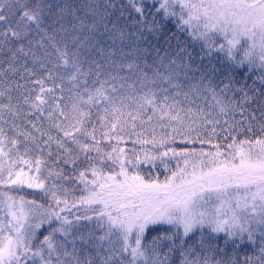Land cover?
Returning a JSON list of instances; mask_svg holds the SVG:
<instances>
[{"label": "snow or ice", "instance_id": "snow-or-ice-1", "mask_svg": "<svg viewBox=\"0 0 264 264\" xmlns=\"http://www.w3.org/2000/svg\"><path fill=\"white\" fill-rule=\"evenodd\" d=\"M53 7V4L46 0H23L22 3L17 0V3L8 6L0 2V22L4 24L0 37L8 42L23 41L33 31L42 33L37 44L44 47L45 39L52 42L56 67L65 66L72 69L68 80L74 82L81 75H89L82 70L79 63V48L84 46V41L74 37L75 50H70L67 44L59 47L55 37L57 32L65 31L61 23L63 13L75 16L77 9L70 5H60L56 6L58 11H54ZM83 7L87 8L91 16L86 14L85 19L76 16L81 28H87L89 33H98L102 38L106 35L112 44L117 40L121 44L130 40L135 45L134 50L144 54L142 60L137 57L126 64L117 65L110 61L117 69H129L135 80L126 88L123 83L128 79L126 76L111 75L101 81L97 75L94 83H98V87H85L82 93L70 95L73 113L70 117L57 102L55 89L58 86L49 72L47 77L36 81L38 91L34 96L26 95L24 103L30 104V107L39 113H44L47 108L48 119L52 122L51 128L57 130V135H51L34 123L32 127L38 136L30 132L21 134L31 140L41 152L50 142H55L57 148L63 150L57 152L56 160L65 156V163L75 164L79 159V154L73 155V148L66 147V142H70L80 153L85 154V159L97 160L101 164L105 159L112 160L113 163L119 164L120 171L116 175H103L97 168H91V181L85 179L84 172L79 173L80 179L85 180L88 194L72 203V208H76L78 204L83 206V213L73 214V219L62 215L71 212L67 189L56 183L44 189L42 181L30 184V187L44 189L45 194L51 196L53 203L46 208L44 205H34L32 210L25 213L21 198L19 214L17 211H10V219L0 220V264H227L223 259L216 258L218 251L222 250L218 245L206 242L203 233L195 243H188L186 240L189 233L202 227L206 219L212 232L226 233L225 245L231 241L235 249L244 244H257L260 255L255 257V264H264V138L241 140L238 145L233 140L228 148L234 151L218 163L216 161L221 155L220 152L200 153L201 156L212 157L206 171L200 166L204 164L203 160L200 165H192L190 172L187 171L189 161L185 160V167L178 166L164 183L154 180L146 182L139 175L128 174L122 160L123 149L118 151L113 147L112 152L100 156L101 149L95 136L96 128L90 124L93 106L97 108L98 113L101 110L103 112V115L99 116L101 127L108 129V132H101L104 138H110L109 133L115 132L118 126L120 131H123L124 126L130 123L134 129L135 121L140 119L142 113L148 111L151 112V115L147 116L148 121L154 117L157 120L167 117L169 121L183 123L181 112L187 114L197 110L182 107L179 97L188 101L190 97H199L204 92L212 95L220 114L227 115L239 110L242 119L246 120L247 117L243 116L245 105L258 99L264 100V0H199V3L192 0H128L127 4L109 0L102 9L99 5ZM157 17H160L159 21ZM171 17L178 18L177 27L190 26L195 29L193 35L203 42H208L212 36L218 40L222 39V44H210L209 51L215 49L223 52L228 61L227 67L207 71L199 67L194 69L193 53L179 47L175 33L164 37L168 48L163 49L164 55L161 56V49L151 44L148 35L158 37L162 33L163 23ZM86 20L90 22L86 23ZM55 24H60V27L55 28ZM75 27L76 25H73V28ZM101 28L103 32L100 31ZM49 30L52 35L48 34ZM173 39H177L176 48L171 44ZM141 42L148 46L140 49L138 45ZM28 43L31 45L32 41L29 40ZM150 49L156 53L152 63H148L147 54ZM18 53L31 55L34 60L41 62V67L45 66L43 58L32 52L31 48L25 52L23 43L13 52V58ZM111 54H115V49L111 50ZM200 58L202 60L203 56ZM27 71L31 75L36 74L31 69ZM195 72H200V75L195 76ZM189 73L193 75L189 76ZM217 73L222 77L219 80ZM181 76L184 77L183 81ZM45 79L52 81V87H45ZM60 79L63 80V77ZM250 79L252 83L248 84ZM116 81H121L119 86ZM84 82L87 84L86 79ZM73 86L78 87L75 84ZM59 87L62 90V85ZM69 92L72 93V89H69ZM229 92L232 98L223 99ZM0 95L4 93L0 92ZM204 98L207 99L206 96ZM11 100L12 97L9 96V103L0 104V109L13 112ZM190 102L195 103V100ZM16 108L18 110L19 105ZM129 108L133 110L126 111ZM259 108L261 121H264V103L260 104ZM199 111L203 112L202 109ZM248 111L255 120V113L250 109ZM55 113H59V117H55ZM13 114H18V111ZM61 117L63 119L57 122ZM204 119L208 124L219 123L208 120L207 116ZM189 127L191 128V125ZM253 127L254 125L248 124L247 132H252ZM12 128L15 129L16 125H12ZM258 129L260 137H264V122L258 124ZM172 130L177 131L176 128ZM5 136L3 128H0V137ZM116 139L122 140L123 137L117 135ZM10 142L16 143L15 140ZM200 142L205 143L203 140ZM151 143L163 144L165 141L153 139ZM244 145L248 146L247 150ZM91 151H95L97 157L87 156ZM113 153L116 155L113 156ZM172 154L188 155L186 152L174 151ZM48 155H52L51 151ZM162 155L167 156L168 153ZM237 156L238 163L235 162ZM145 158L153 159L147 156ZM41 163L39 159L35 161L37 172ZM12 175L10 171L8 179H5L0 173V183H23L20 180L21 173L15 174V180ZM49 175L67 179L61 172L49 171ZM117 176L122 179L117 180ZM213 195L220 202V208L207 215L199 211V207L208 203ZM15 204L13 200L7 207L12 209ZM225 205L231 211L230 216L220 211ZM89 212L92 215H89ZM222 215L225 218H221ZM29 217L32 218L31 221ZM93 220L96 228L103 229V235L96 236L93 228L82 223ZM159 221L174 224L175 232L164 237L155 236L151 242L142 244L148 226ZM46 222L50 226L49 231L42 240H37L36 230ZM85 228L87 231H84ZM254 233H258V241L254 240ZM113 236L120 241L119 248L115 247ZM130 239L132 243H129ZM34 240H37V243L33 244ZM162 240L169 243L162 244ZM105 241L108 242V247H105ZM163 248L167 251L159 250ZM231 264H239V261L233 258ZM243 264H253V257L245 256Z\"/></svg>", "mask_w": 264, "mask_h": 264}, {"label": "trees", "instance_id": "trees-1", "mask_svg": "<svg viewBox=\"0 0 264 264\" xmlns=\"http://www.w3.org/2000/svg\"><path fill=\"white\" fill-rule=\"evenodd\" d=\"M0 2H2L4 6H8L17 3V0H0ZM19 2L22 3L23 0H19ZM46 2L53 4L54 11H58L56 6L60 5H70L72 8L77 9L75 16L69 15L67 12L63 13V20L61 23L63 24L65 31L56 33L55 42L61 48L64 46V44H67L70 50H75L73 38H80V36L83 35L87 37L88 47H82L79 50V63L82 66V70L88 72L89 75L87 77L81 75L77 81L70 82L68 80V76L71 74L72 69L65 66L60 67V69L63 71L62 75H57L54 68V60H56V57L53 54L55 50L52 47V42L45 39L43 41L44 47H41L37 44V41H39L41 35H43L42 33L38 34L37 32L33 31L23 41L8 42L5 41L3 37H0V92L4 93V95H0V104L9 103L8 97L11 96L13 112L18 111V114L14 115L13 112H9L7 109H0V128H3L6 134V136L3 138L12 152L19 153L22 156L27 154V157H34L35 160L39 159L43 163L47 164L53 173L61 172L64 177H67V179L59 178L61 180L59 185H62L64 189L68 190L67 199L69 200V208H71V212L62 213V215H68L69 219H73V214L81 215L83 213L82 205L78 204L76 208L71 207L72 203L77 201L73 199L74 195H71V193L76 192L77 187L82 186L81 182H85V180L80 179L79 173L84 172L85 179L89 181L91 176V168L99 169L103 166L104 175V170L108 171V167L106 166L107 164H114L116 166L119 164L113 163V161L109 159H105L103 164L99 163L97 160H87L85 159V154L80 153L79 149H77L76 146L72 145L70 142H66V147L74 149V156L79 154V159L76 160L75 164L65 163L64 160L67 158L65 156H61L59 160H56L55 157L57 152H62L63 150L58 149L55 142H50V145L47 147L42 145V147H44V151H38L35 147V144L31 140H28L21 133L30 132L34 136H38V133H36L35 129L32 127L33 123L38 128L42 127L43 130L48 131L53 136L57 135V130L51 128L52 122L48 119L47 115H40L30 107V104H25L24 97L29 94L34 96V91L38 90L39 88V86L36 84V81L38 79L47 77L49 72L52 73L54 82L57 80L56 82L59 81V85H62L61 98L63 99L60 102V106L63 109L66 108L65 106L67 104V97L65 95L69 89H72L70 87L71 83L78 85L83 84L85 85L84 88H92L99 86L98 83H94V81L97 79V75L101 81L108 79L111 75H119L128 77L126 81H123V83H125V87L127 88L128 84L134 82L135 76L131 74L127 68L117 69L112 63H110V61H114L117 65L120 63L126 64L132 60H136L137 57H140L142 60L144 54L142 52L135 51V45L130 40H125L123 44L117 40L115 44H112V42L107 39L106 35L102 38L98 33H94L95 36H93L92 33H89L87 28L80 27L79 20L76 19V16H79L81 19H85L86 14L91 16V13L88 12L87 8L83 6L92 5L95 7L99 5L102 9L103 6L109 2V0H46ZM115 2L118 4H127L128 0H115ZM14 10L15 9L13 8V11ZM116 14L118 15V13ZM133 15H135V13H133ZM113 19H115V15L113 16ZM159 19L160 17H157L158 21ZM88 22L90 21L86 20V23ZM73 25H76V27L73 28ZM177 25L178 18L171 17L169 20L163 23L162 33L158 37L148 35V40L151 41V44L156 48L161 49V56L164 55L163 49L168 48V44L165 43L164 37L175 33L179 41V47L186 48L188 51L193 53L195 57L193 64L194 69L199 67L202 70L207 71L212 68L223 69L227 67L228 61L226 60L223 52H218L215 49L209 51V46L211 44L210 42L207 45L201 40L196 41L195 39L197 37L193 35L195 32L193 29H191L189 26L181 28L177 27ZM54 27L59 28L60 24H55ZM110 27L111 25L109 24V28ZM3 29L4 24L3 22H0V30ZM100 31L103 32V28H101ZM128 31H134V29H128ZM48 34L52 35V31L49 30ZM145 35H147V33ZM29 40L32 41L31 45L28 43ZM98 41L99 43H97ZM20 43H23L25 52L31 48L32 52H34L37 56L42 57L45 66L41 67L40 61L34 60L31 55L26 56L25 53H18L16 57L13 58V52H15L16 48L19 47ZM171 44L173 48H176L177 39H173ZM147 46L148 45L143 42L139 43L138 45L140 49H143ZM101 48H103V51H101ZM112 49H115L114 55L111 54ZM147 55L148 63H152V59L156 53L150 49ZM201 56H203L202 60L200 58ZM27 69H31L36 74L31 75ZM149 75H151V72H149ZM192 75L193 73H189V76ZM199 75L200 72H195V76L198 77ZM61 77H63V80L60 79ZM221 78L222 77H220L219 73H217V80ZM85 79L87 80V84L84 82ZM183 79L184 77L181 76V81H183ZM237 79H239L238 75ZM253 79H255V77H253ZM56 82L55 84L59 86ZM120 82L121 81H116L117 86H119ZM247 83L251 84L252 80H248ZM67 85L69 87H67ZM47 86L52 87V81L45 79V87ZM163 86L168 87V85ZM220 86L222 87V85ZM257 86L259 85L257 84ZM59 88L60 87H57L56 89ZM84 88L72 89V91L82 92L84 91ZM205 96L207 99L204 98ZM59 97V94H57V98ZM230 98H232L231 92L228 93L227 97H223V99ZM236 98L239 99V96ZM179 99L182 101V107L185 109L193 108L197 110L194 113L187 114L181 112L180 115L183 119V123L169 121L167 117L162 120H157L154 117L151 121H148L147 116L151 115V112L148 111L142 113L140 119L136 120L138 123L134 129L129 123L124 126L123 131H120L119 129L115 132L109 133L110 138H104L101 136L102 131L108 132L107 127H101L102 121L99 119V116L103 115L102 110L99 113L97 109L91 111L92 115L90 118V124L95 126L96 140L99 141L98 146L101 151H104L100 153V156H103L105 153L112 152L113 147H115L117 150L118 148H124V154H129L133 148L138 151L154 149L158 154L165 152L170 153L171 151L176 153L186 152L191 154L204 151L207 153H215L219 151L230 150L228 145L232 144L233 140H235L236 144L238 145L241 140L264 138L260 137L258 129V124L264 122L261 121L259 108V105L264 103V100L258 99L245 105L246 110L243 113V116L247 117L245 120L242 119L239 110L227 115L220 114L218 106L212 99V95L207 92L202 93L199 97H190L188 101H185L183 97H179ZM193 99L195 100V103L190 102ZM17 105H19L18 110L16 108ZM200 109H202L203 112H200ZM248 109L255 113V120H253L251 115H249ZM132 110V108L126 109V111ZM66 112L68 113V111ZM54 115L55 117H59V113H55ZM205 116H207L208 120L219 121V123L208 124L204 119ZM61 119L63 118L61 117L57 119V122H59ZM248 124L254 125L252 132H247ZM12 125H16V128L13 129ZM189 125H191V128ZM230 125L232 127H229ZM173 128H176L177 131L173 132ZM89 130H91V128H89ZM120 134H122L123 139L120 140V142H115L114 137ZM153 139L156 141L163 139L165 143L153 144L151 143ZM11 140H15L16 143H11ZM201 140L205 141V143H201ZM139 141H147V143H140ZM49 151L52 153L51 156L48 155ZM87 156L97 157V153L95 151H91L87 153ZM165 157L171 158L172 156L167 155L164 156V158ZM146 174L149 175L150 173L146 172ZM17 195L23 196L25 200L34 202V204L44 205L45 208L49 204L53 203L50 195L38 193H18ZM53 207H55L54 204ZM61 207H63V205H61ZM88 214L92 215L91 212ZM82 223H86L88 227L93 228L96 236L103 235V229H95V220ZM49 228L50 226L47 225L39 234L37 240H42L43 236L48 233ZM175 230L176 227L174 228L164 225L154 227L148 226L145 231L142 244L151 242L152 238L155 236L164 237L165 235H172ZM200 236L201 234L196 233L194 235H189V238H186V240L188 243H195L200 238ZM225 236L226 235L222 234L217 237H204L206 242H212L218 245V248L222 250L218 251L216 256L217 259H223L227 262V264H231V261L234 258L235 260L239 261V264H243L244 257L249 256L253 257V264H255V257L260 255V252H258L257 249L248 245H242L241 247L234 249L231 241L225 245ZM129 243H132L131 239L129 240ZM161 243L168 244L169 242L167 240H162ZM159 250L167 251L166 248Z\"/></svg>", "mask_w": 264, "mask_h": 264}, {"label": "rangeland", "instance_id": "rangeland-1", "mask_svg": "<svg viewBox=\"0 0 264 264\" xmlns=\"http://www.w3.org/2000/svg\"><path fill=\"white\" fill-rule=\"evenodd\" d=\"M192 2L194 3H199V0H192ZM205 2H207V0H205ZM177 11H179V9H177ZM190 27V26H189ZM191 29H193L192 27H190ZM195 31V29H193ZM201 31H203V29H201ZM93 36H95L94 33H92ZM210 36H212V34H209ZM86 37L80 36V40L84 41V46L88 47V38L85 39ZM196 41L200 40L199 38L195 39ZM209 42L215 43V44H222L224 43V41L222 39L218 40L216 39L215 36H212L211 40H209L208 42H204L205 44H209ZM82 47L79 48V50ZM55 63V71L57 75H62L63 71L62 69L57 68L56 67V60H54ZM57 80H55L56 82ZM59 85V81L56 82ZM75 83H71L70 87L72 89H78V88H84L85 85L83 84H75L78 85V87H74ZM60 86V85H59ZM58 86V87H59ZM47 87H51V86H47ZM67 87H69L67 85ZM38 90L34 91V95ZM59 91V93H58ZM77 91H72V93H70L69 91L66 93V97H67V101H66V105L67 107L64 109L65 111H68V115L71 117L73 115V113L71 112V101L69 99L70 95H73L74 93H76ZM83 92V91H82ZM81 92V93H82ZM57 94H59V98H57ZM61 94H62V90L61 88L59 89H55V96L57 98V102L60 105V102L63 98H61ZM61 107V106H60ZM94 109H97L95 106H93L91 108V111H93ZM37 112V111H36ZM39 113V112H38ZM40 115H47V108L45 110L44 113H39ZM138 121L135 122V124H137ZM127 127V126H126ZM117 130H119V127L117 128ZM119 136H122V134H120ZM117 137V136H116ZM116 137H114L115 142H120V140H117ZM123 137V136H122ZM0 141H2V143H0V148H2V151H0V173L3 174L5 179H8V173L11 171L13 173L12 175V179L15 180L16 179V173H21L20 176V180L23 181V183L17 182V183H0V220L6 221L7 219H10V215L9 212L10 211H17L19 214V205L21 202V198L23 199V211L25 213L29 212L30 210H32L34 208V205L37 204H30L28 203L29 201L25 200V198L23 196H19L17 195L18 193L22 194V193H31V194H45V190L46 188L51 187V185L53 183H56L59 185V183L61 182V180L56 177V176H50L49 175V171L50 168L47 166V164L45 163H41L39 165V172L36 171V164H35V158H30L27 157V154H25L24 156L20 155L19 153H14L12 152L9 147L8 144L6 143V141L4 140L3 137H0ZM245 149L247 150V145H244ZM124 149V148H121ZM119 151V148H118ZM234 149H230L228 151H219L221 153V155L217 158V163L219 161H222L225 159V157L233 152ZM101 152H104L103 150ZM173 151H171L170 153H168V156H172L171 158L162 156L163 153L158 154L154 149L151 150H144V151H138L136 149H131L129 154H124L122 156V160L124 162L125 168L128 171V174L131 175H139L141 176L146 182L148 181H156L159 183H164L165 180L169 177H171V174L173 171L177 170V167L179 166V168H184L185 164L184 161L188 160L189 164L187 166V171H191L192 170V165H200V161L203 160L204 164L200 165L202 167H204L205 171L207 170V168L210 166L212 157L208 156V155H199L200 153H204V154H208L207 152H197V153H188V155H173L172 154ZM216 153V152H215ZM113 155H116L115 153H113ZM149 157V158H153V159H146L145 157ZM231 157H229L230 159ZM25 161H27L28 163H25ZM129 161H131V163H129ZM236 163L239 162V157H236L235 160ZM108 167V171L104 170V175H108V174H112V175H116L119 171H120V166H116L114 164H107L106 165ZM22 170V171H21ZM98 170L101 171V173L103 174V166L100 167ZM52 172V171H51ZM146 172H149L150 174L147 175ZM93 179L92 175L90 176V180L91 181ZM122 179V177L117 176V180ZM43 182L44 183V189L42 188H36V187H30V184H35L38 182ZM82 186L77 187L76 192L71 193V195L73 196V199L78 200L81 196H85L88 194L85 182H81ZM90 186V185H89ZM9 198H12L11 200ZM15 201L16 204L12 209H9L7 207L8 204L12 203V201ZM234 206V205H233ZM220 208V202L217 201L215 199V195H213V197L211 198V200L208 203L202 204L199 207V211L205 212L206 215L207 214H211L215 211V209ZM221 213H226L227 216L231 215V211L228 208L227 205H225L223 208L220 209ZM221 218H225L223 215L221 216ZM31 217H29V220L31 221ZM47 222L38 230H36V236L38 238L39 234L43 231V229L47 226ZM168 226V227H174V224H169L165 221H159L157 224L155 225H149V226ZM254 226V225H253ZM95 229H100V228H96ZM102 230V229H101ZM84 231H87V229L85 228ZM196 233H203V236H214L217 237L219 235H226V233L224 232H220V233H214L211 231V228L209 226V224L207 223V219L205 220V223L203 224L202 227H198L197 229L194 230V232L189 233V235H194ZM208 234V235H207ZM254 240L258 241L259 237H258V233H254ZM113 241L115 243V247L119 248L120 246V241L116 239L115 236H113ZM33 244L37 243L36 240L32 241ZM105 247H108V242L105 241L104 242ZM244 245H248V244H244ZM250 247H254L255 249L258 250L259 252V248L257 246V244H252V245H248Z\"/></svg>", "mask_w": 264, "mask_h": 264}]
</instances>
